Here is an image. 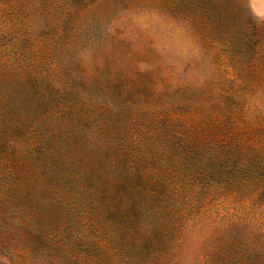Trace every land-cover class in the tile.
<instances>
[{
	"label": "rangeland",
	"instance_id": "1",
	"mask_svg": "<svg viewBox=\"0 0 264 264\" xmlns=\"http://www.w3.org/2000/svg\"><path fill=\"white\" fill-rule=\"evenodd\" d=\"M0 264H264V0H0Z\"/></svg>",
	"mask_w": 264,
	"mask_h": 264
}]
</instances>
